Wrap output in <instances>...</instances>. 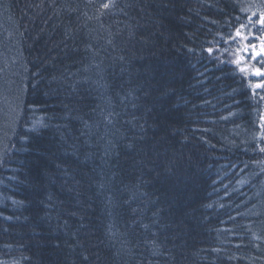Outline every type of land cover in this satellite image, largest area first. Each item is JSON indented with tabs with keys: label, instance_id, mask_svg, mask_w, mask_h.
Listing matches in <instances>:
<instances>
[{
	"label": "trees",
	"instance_id": "obj_1",
	"mask_svg": "<svg viewBox=\"0 0 264 264\" xmlns=\"http://www.w3.org/2000/svg\"><path fill=\"white\" fill-rule=\"evenodd\" d=\"M242 3L0 0V264H264Z\"/></svg>",
	"mask_w": 264,
	"mask_h": 264
},
{
	"label": "rangeland",
	"instance_id": "obj_2",
	"mask_svg": "<svg viewBox=\"0 0 264 264\" xmlns=\"http://www.w3.org/2000/svg\"><path fill=\"white\" fill-rule=\"evenodd\" d=\"M259 1H264V0H242V2H243L242 4L245 5L246 7L250 6L252 8V6H255L257 4V2H259ZM251 11H253V8L251 9ZM251 40H253V41L257 42L258 44H260L261 37L253 36V37H251ZM254 46L255 47L250 46V45H246V46H242L241 47L243 49L240 50V52L242 54H248V55L244 56L245 60L242 57H240V52H236V60L237 59H241V61H242L241 67H245V68L248 69V71L244 72L245 75H248L247 72L251 71L250 70L251 68L247 64L248 61L246 60V57L251 56V58H257V57L260 56V57L264 58V51H262V47L258 46V45H254ZM253 72L255 73V71H253ZM261 119L262 120H260L259 127L262 128V130H263L264 129V117H262Z\"/></svg>",
	"mask_w": 264,
	"mask_h": 264
},
{
	"label": "snow or ice",
	"instance_id": "obj_3",
	"mask_svg": "<svg viewBox=\"0 0 264 264\" xmlns=\"http://www.w3.org/2000/svg\"><path fill=\"white\" fill-rule=\"evenodd\" d=\"M104 7H108V5L106 4V5H104ZM259 22H260V24H261L262 26H264V15H261V17H260V21H259ZM237 35H240L239 30L237 31ZM253 47H255V46L253 45ZM209 51L211 52V49H209ZM262 51H264V47H262ZM235 63H236L237 66L240 68V71H241V72H246V71H248L247 68H245V67H241V63H242L241 59H237V60L235 61ZM255 74H256L257 76L264 77V72H262L261 69H259V68H257V69L255 70ZM254 87H257V88H264V83H258V84H256V85H254Z\"/></svg>",
	"mask_w": 264,
	"mask_h": 264
}]
</instances>
